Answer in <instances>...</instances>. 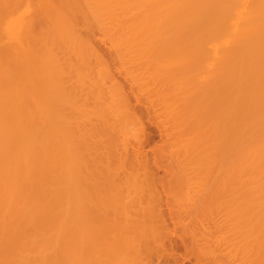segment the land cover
<instances>
[{
    "label": "bare ground",
    "instance_id": "bare-ground-1",
    "mask_svg": "<svg viewBox=\"0 0 264 264\" xmlns=\"http://www.w3.org/2000/svg\"><path fill=\"white\" fill-rule=\"evenodd\" d=\"M32 10H34L33 17L37 12L38 18L35 17V19L41 21L38 23L40 26L36 28L32 26L34 24L32 21L35 19L33 18L31 21V17L29 18ZM77 13L91 25V28L96 26L95 28L98 30L101 29L107 33L111 31L107 27L114 28L111 29L115 30V34L110 32L113 36L110 38L109 35H105V39H108V36L111 39V43L108 41L111 48L107 49L117 55L118 59L116 60L120 61L119 58H121L122 62L127 60L128 63L134 62L135 65L136 60L139 59H137L138 55L142 57L148 54V57H152L151 59L154 60L153 64L157 59L159 60L156 64L163 72L162 75L165 76V78L158 77L161 71L154 68L157 67L156 64L152 65L153 71L157 70L159 73L157 75L156 72L149 70L157 75H153V77L164 80L160 82L161 80L156 79L159 81L156 82L157 86L173 82L174 88L170 86L169 90L171 88L174 90H162L167 93H165L166 95L161 93L164 94L166 100L162 98L163 95L149 94L151 86L156 81H154L155 78L152 80L148 78H145L147 80H138L139 78L136 77L134 79L125 78L128 80L126 82H129L125 83L127 84L126 89L129 88L130 90H127L131 92L122 98L121 93L124 89H119L121 85H118V94L122 90L119 94L122 100L119 96V101H116L117 97H112L115 99L114 101L121 104L123 99H128V102L131 100L132 106L127 107L128 110L126 109L130 118L127 121L126 115H124L125 122L129 124V121L132 122L130 119L133 118L134 123H132L139 124H137L138 129H135L138 136L134 145L130 148L131 142L122 138L123 140L117 142L119 146L117 145L116 151L118 150L120 157L123 156L122 159H126L127 155L131 158L130 155H132L134 158L132 157L131 160L135 161L136 168H138L131 171L134 172V174L132 173L134 181L132 177H129L131 175L125 177L132 179V183L131 179L130 182L124 181L127 182L128 188L131 185L135 189L139 179L141 182L149 184L146 185L148 189L142 188L144 184L138 181L139 185L141 183V187L139 186L135 191L130 188L129 195L133 192L135 194L133 193L134 196L131 195L125 199L129 198L127 202L129 207L133 206L131 205L133 201L134 204L138 202L139 206L142 204H139V201L144 200V203L147 201L145 207L151 206L153 210L152 212L151 209H148L149 212L154 213V221L149 217L154 223L150 221L151 224L148 226L146 220L140 225L139 223L134 225L142 227L146 225V229L149 228L153 236L147 232L143 233L146 236L138 235L143 239L151 238L153 242L157 241L156 248L159 250L155 248L158 252L154 254L157 255L155 264H182L184 263L182 261L191 256L190 254L192 257L195 256V260L189 264H235L237 262L235 260L238 259L235 258L237 250L239 253L240 250L244 251L241 255L244 264H251L252 261L256 264V258L260 264H264V0H0V264H149L152 260L146 257L149 260L147 262L144 261L143 256V258L141 257L140 252L143 250L140 251V249L144 248L146 244L141 248L140 245L137 249L135 246L138 245H133L135 236L132 241H130L132 238L126 236L129 239L124 240L125 244L121 242L123 246L133 242V246L130 243L128 246L134 250L132 252L129 249L131 254L130 252L126 253L123 249L121 251V248L117 247V239L120 241L121 236L125 234L124 229L127 228L122 221L124 227L121 226L122 224L118 225L120 224L118 222H116L118 223L116 226V223L111 222L112 231L109 230L104 235L103 228H106L104 226L106 223L96 220L95 222L87 218L88 210L91 209L90 212H92L94 208L99 211L103 206H101L102 199L105 201L101 192L98 194L100 196L96 195V184L90 183L92 184L90 185L85 181L86 178L83 179L88 176L87 174H95L100 169L98 166H93L95 167L93 171L92 165L94 164L92 162L94 161H91L90 166L88 157L92 156L99 162L105 156L102 158L99 154L100 151L94 150L96 147L89 151L87 149L92 145L89 138L94 133L87 129L88 131L85 132L89 135L86 136L85 128L92 127L84 126V122L79 119H82V116H86L87 113H91L90 110H84L85 106L90 109L95 107H90L91 104L88 106L89 103L85 104L86 100L83 96L85 93L82 92L85 90H83L84 88L82 91L79 90L83 85L77 88L82 95L75 94V90H73V86L74 88L78 87L74 83L76 76L79 75L77 80L80 81V84L83 82L82 77H84V81H87L85 78L87 71L85 74L82 71L78 72L77 69L76 75L73 73L75 77L72 75L71 68L74 66L70 67L71 61L68 56L70 54L68 51L72 50L73 52V48H77L75 46L81 37L79 26L77 27L76 24L79 22L73 21ZM104 31L101 32L102 35L105 34ZM84 37L83 40L86 39ZM6 38L10 45L8 49L2 50L1 43ZM85 41H88V38ZM89 42L88 46H91L92 43L89 44ZM79 43L82 46L84 42ZM84 46L86 45L84 44ZM84 46L83 48L86 49ZM97 47L99 48V46ZM57 49H61L60 53ZM95 49L97 48L95 47L93 50ZM91 52L94 54L93 51ZM99 53L102 52L99 51ZM99 53L97 54L99 55ZM97 54L95 53V55ZM110 55L113 54L110 53ZM126 55H128L127 58ZM94 58L96 59V56ZM99 59V62H96L103 64L104 57ZM142 62L140 63L142 64ZM88 65L90 64H87V68ZM120 65L118 69H121ZM125 65L126 68H123V71L128 68L127 64ZM90 66L91 72H88V75L92 74V78L90 79V76L87 79L96 83L92 84L95 87L99 83L98 86L102 89L106 77L101 73L107 68L100 72L103 68L102 65L99 67L95 64L99 69L95 68L93 64ZM55 74L56 76H54ZM54 77L58 78L57 83L59 82L58 86L61 90L59 93L53 90L56 82ZM107 78H110V82L112 80L113 91L105 84L102 90L107 87L117 96L118 94L115 93L117 89L114 90L116 88L114 86L119 84L120 80L109 76V74ZM109 80L105 83H109ZM128 85L129 87H127ZM143 86L148 87V90L145 87L148 94L146 92L143 95L144 91H134L135 89L142 90ZM154 86L153 91L156 89ZM101 89L97 90V93ZM78 90L75 92L78 93ZM110 91L107 95L102 94L108 98L109 108L114 109L116 102L114 103L113 99H110L111 94L109 93H112ZM103 92L106 93V91ZM88 95L90 96V94ZM87 97L86 99H89ZM88 101L90 102V99L86 102ZM127 101L124 105L127 104ZM177 101L182 102L185 110L178 108V105L175 104ZM65 102L74 108L66 107ZM160 103H163L164 105H162L168 111H162L160 108L163 109V107H159ZM169 103L175 105L171 107ZM102 106L104 105L102 104ZM82 109L83 112L86 111L84 115L79 113ZM93 109H91L92 115L97 113ZM121 110L123 111L124 108ZM105 111L104 116L109 113V111ZM74 112L80 114L78 119L76 114H74L76 119L73 118ZM121 113H125V111ZM114 114L117 117L123 116L113 112L111 117H114ZM90 120L92 121V118ZM90 120L87 122L89 123ZM122 120L121 118L120 122ZM112 122L116 126V122L114 120ZM112 122L108 125H111ZM128 126L115 129V131L122 130L121 134ZM130 129L134 128L130 127ZM155 129L161 132L160 142L155 140V131H153ZM125 132L128 131L125 130ZM133 132L130 135H124L130 136V138H124L131 139L134 137ZM110 134L112 135V133ZM182 139L183 143L180 142L182 145H179V140L182 141ZM86 140L90 143H86ZM151 142L153 145L147 148L146 145ZM84 144H87L88 147L85 148ZM149 149H151L150 152ZM87 155L88 157H86ZM131 160L130 164H133ZM98 162L94 163L104 166V161ZM123 163L122 167L125 166ZM106 166L108 167V165ZM120 166L121 164L117 168ZM112 167L114 168V166ZM162 167L166 168L169 174L158 175V170ZM112 169L107 170L111 172ZM129 174L131 173L129 172ZM116 175L115 177L118 179L119 175ZM96 176L101 177L100 175ZM115 177L112 175L111 178ZM122 178L124 180V175ZM194 180L200 186L195 188L197 197L190 187ZM112 181L115 182L114 179ZM95 182L98 185V181L95 180ZM119 183L118 181V185L116 184L115 187H119L120 191L123 185L121 187L122 183ZM84 186L90 191L86 190ZM91 186L93 190H91ZM175 188L179 190L180 202L189 203L183 205L181 207L183 209L180 208L181 211L175 209L176 212H179H177L178 215L174 214L175 211L174 213L170 212L172 209L171 205L168 209V203L166 204L168 212L166 213L164 209L166 208L164 203L170 201L167 196L172 195L171 191L173 192ZM113 191L111 189L109 193L112 194L111 197L114 196ZM119 191L115 190V200L123 193L120 191L121 193L117 194ZM208 191H211V194ZM90 192H93L92 194H95L96 198ZM126 194L128 193L126 192ZM97 196L101 199H98ZM178 197L174 200L178 201ZM124 202L122 203L124 204ZM104 203L106 204V202ZM143 205H141L142 208ZM125 206L124 204L122 208ZM173 207L176 206L172 205ZM133 208L134 210L138 209L135 206ZM117 209L120 210L119 207ZM169 212L170 217L177 216H175L177 221L174 218L175 224H171V226L167 217ZM207 212L210 213V218L217 217L219 212L225 213L224 218L221 215L217 217L218 219L223 218V223L221 224V221L217 222V220L215 222V219H212L213 224L210 223L212 220L210 221L209 216H206ZM98 213L102 214V212ZM133 213L137 212H131V214ZM190 213L194 220L191 218L187 221L185 215L189 214L190 216ZM130 216L125 217L128 220L133 217ZM138 216L139 213H137V217L135 216L136 220L139 218ZM205 216L212 224L209 225L210 230L213 229V231L221 233V225L224 224L227 227V234L226 228H224L225 234L221 233L223 236H218L217 232H214L216 238L208 239V235L205 233L206 230H209V226H207L209 223H207L208 220H206L207 224L205 223ZM118 221L120 222V219ZM129 221L132 219L128 220L127 224H133ZM118 226H121L123 231ZM142 227L139 229V233L141 230H145ZM152 230L159 232V238L154 239L157 236L153 234ZM106 235L113 239V244L108 241V244L112 245L111 247L103 244V237ZM215 235L213 236L215 237ZM142 238L140 241L143 240ZM209 241H213L214 247L208 245ZM153 242L151 243L155 247ZM142 243L143 241L140 244ZM147 243L151 244L149 241ZM224 244L230 245V248L226 247L227 252L223 251L225 247L221 249ZM149 245L146 246L150 247ZM181 245L185 249L182 247L183 251H176V248ZM154 247H150V249L153 248V253H155ZM150 251L147 253L150 254ZM177 252H184L183 255L180 253L183 258L178 256ZM145 253L142 254L146 255ZM192 257H190L191 260L194 259ZM162 259L165 261L162 262ZM171 259L173 262H169ZM242 260L240 261L242 262ZM152 263L154 264V262Z\"/></svg>",
    "mask_w": 264,
    "mask_h": 264
},
{
    "label": "rangeland",
    "instance_id": "rangeland-1",
    "mask_svg": "<svg viewBox=\"0 0 264 264\" xmlns=\"http://www.w3.org/2000/svg\"><path fill=\"white\" fill-rule=\"evenodd\" d=\"M34 6L37 7L36 5H34ZM21 7H23V6H21ZM21 7H20V9H22ZM35 7H34V8H35ZM34 10H35V9H34ZM34 10L31 11L32 14L30 13V16H29V18L31 17V18H30L31 21H32L33 18L35 19V17L38 18V17H37V12H35V14H34L35 17H33ZM35 11H36V10H35ZM75 16H76V17L73 18V19H74L73 21L76 20V22H79V24L75 22V23L77 24V27L79 26V27H78V30H79V33H80V36H81L80 39H79V40H80L79 42H81V43L84 42V43L82 44V46H80L81 44L78 42V43H77V46H75V47H77L76 49H78V50H76L75 48H73V49H74L73 52H72V50H71L70 52L68 51V53H70V54L68 55V56H69V59H70V61H71V65H70V67H71V66H72V67L74 66L73 68H71V70H72L71 73H72V75H73V73L76 75V71H77V69H78V72H81V71H82V72L85 73V74H86V71H87V76L84 75L87 81H84L85 79H84V77H82L83 82H81V84H80V83H79L80 81L77 80V77L79 76V75H78V72H77V75H78V76H76V79H75L76 81H74V78H73V77H72V79H73L74 83L76 84V86L78 85V87H75V88H74V86H73V90L77 91V90H78L77 88H79L80 85H83V86H81L82 88H81V87L79 88V90L82 91V89L84 88L83 90H85V91H82V92H83V94H84V93L86 94V95H85V94L83 95V96H85V100L87 101V100L90 99V102H89V101H88V102L85 101V104H88V103H89L88 106L91 104L90 107L94 106V107H95L94 109H96V108L98 109V108H99L98 110H94L93 108H91V109H93V111L97 112L96 114L94 113V114L92 115L93 112L91 111V109H90L89 107L85 106L84 110H86V111H87V110H88V111L90 110L91 113H87V115H86L87 117H86V116L84 115V113H85L86 111L83 112V109H82L79 113H82V114L84 115V116H82V114H81V116H82L83 118L80 116V118H82L83 120H82V119H79V120L85 123V124L83 123L84 126L87 125V126L92 127V128H88V127L85 128L86 130H84V132L89 130V131H93V133H94V134L92 133L93 135L91 134V135L93 136V137L91 136L92 139H91V137L89 138V140L92 141V143H91L92 145L90 144L91 146L88 147L87 144H86L87 146L84 144L85 148L88 147L87 149H88V151H89V150H91V149L93 150V148L96 147L94 150L97 149L98 152L100 151L99 154H100V156H101L102 158L105 156L103 159H101V157H100V159H101L102 161H104V166H103V165H100L99 162H102L101 160L98 162V160H95L96 158L94 159L92 156H89V157H88V155H87L86 157L89 158V159H88V158H87V159H88V161L90 162V166H91V161H94V162H96V163L98 162L99 164H97V165H96V163L92 162V164H94V165H92V167H93V166H98V167H100V169L103 168L102 170L106 172V173H105V172H103L102 170L100 171V169H99V172H100L101 174H100L99 172L96 171L97 173H95V174L92 173L93 176H92L91 174H90L91 176H90L89 174H87L88 176H87V175H86V176H87L88 178H87V177H84L83 179L86 178L85 181H86L87 183H89V184H90V183H92V184L95 183V184H96V185H95V188H96V191H97V192H96V193H97L96 195H98V194L101 192V195L104 197V200H105V201H103V199H102L101 202H103V203L106 202V204L109 205V207L111 206V208H109V207H107V205H106L105 203H104V204L101 203V206L103 205L104 207H103V206L100 207V210L98 209L99 211H96L97 209L95 210L94 208H93V211H92V212H90L91 209L88 210L87 218H90V219L93 220V221L96 220L97 222H100V223H101V222H102V223L104 222V224L106 223V224L104 225L106 228H103V230H104L103 234H104V235H105V233L108 232L109 230L112 231L111 228H112L113 226L110 225L111 222H112V223H116V222L120 223V224L116 223L115 226H116L117 224H118V225H121L122 222H123L124 224H126V226H125L124 224H122L121 226H122V227L125 226V227H127L126 229H129V230L124 229L126 235L123 233L124 235L121 236L120 241L117 239V247H118V248H121V251H122V249H123V251H125L126 253L130 252V254H131V251H130L129 249H131L132 252H133L134 250H133L131 247L128 248V246H130V245L133 246V245L137 244L138 246H135V247H136V248H137V247L139 248V246L141 245V246H140V248H141V247L144 246L145 244H146V245H149V243H147L148 241H149L150 243L153 242V239H151V238L148 239V238L144 237V238H146V239H143L142 237H140V236H142V234H143L144 232H147V233L150 235V234H151V230H150L149 228L146 229L147 227H145V226H146V225H145V226H143V227L145 228V230H141L142 233H141V232L139 233V229L142 227V226H139V225H140V223H143V222H145L146 220H147L146 223L148 224V226H149V224H151L150 221H151L152 223H154V222H153V221H154V219H153V218H154V216H153L154 213L152 214L153 210L151 209V206H146V207H145L147 201L144 203V200H143V201H139V204H140V203H142L141 205L144 204V205H143V208H142L141 205H140V206L138 205V202H137L136 204H134V203H135L134 201H133V203H131V205L137 207V208H138L137 210H134L133 206H132V207H131V206H130V207L127 206V204L129 205V203H127L129 198H128V199H125V198H126V197H131V195L134 196V194H135V193L133 192L134 194L131 193V195H129V194H130L129 191L131 192V190H129V189H130V188L133 189V186H131V185L128 184V185L130 186V188H128V186H127V182H130V181H131V183H132V179H133V177H132V173L134 174V172H131V171L137 170L138 168H136V163H135V161H134L133 159L131 160V158L133 157L132 155H130L131 158L129 157V155H127V156H126V159H125V158L122 159L123 156L120 157L119 154H118V150L116 151V149H117L118 146H119V144H118L117 142H119V140H123V139H124V140H127V142H131V143H130L131 146H130L129 143H128V145H129L130 148L134 145V143H135V141H136L135 139H136V137L138 136V133H136L137 131H135L136 128L138 129V126H137L138 123L135 122L136 125L133 124V123H134L133 118L130 119V120H132L133 123L129 121V124H127V122H125L126 119H127V121H128L129 118H130V117H129L130 115L127 113V110H128V108H130V106H132V105H131L132 102H130L131 100L129 101V102H130V103H129V102L127 101L128 99H127V100L123 99V101H122L123 103H122V104H121L120 102H116V101H119V100H120V99L118 98V96L120 97L119 94L122 92L123 89L126 90V91L123 90V92H122L123 94L121 93V97L124 96V95H126L127 93L131 92V91H129V90H130L129 88H127V89H129V90L126 89V85H127V84H125V83H129V82H126V81H128V80H125V78L134 79V78L136 77V78H139L138 80H143V79H145V78H148V79H151V80H152V78H155V79H154V81H155L156 79H158V77H164V78H165V76L162 75L163 72H162L161 70H159V67H158V65H157L159 60L157 59V60H158V61H157V60L155 59V60H156L155 62H156L157 64H156V63L153 64L152 62H154V60L151 59L152 57L149 58V57H148V54H147V55L144 54V55H146V56H142V57H140V55H138V56H137V59H138V58H139V59L136 60L137 62H135V65H134V62H131V64H130V62L128 63L127 60H126L125 62H122L121 58H119L120 61L116 60V59H118V58H116L117 55H115L114 52H112V50L110 51V50L107 49V48H109V49L111 48L109 42L111 43V39H110V38L115 34V32H114L115 30H113L114 28H113L112 26L107 27V28H109L111 31H108L109 33H107L106 31L103 30L105 34L102 35L101 32H103V31H101L100 28H99L100 30H98L97 28H95L96 26H92V27H94V28H91V25H89L85 20H83V18L81 17V15H80L79 13H77ZM77 16H79V17H77ZM75 18H78V19H75ZM30 19H29V20H30ZM29 20H28V21H29ZM38 20H39V19H35V20L32 21V24L34 23L32 26H35V28L38 27V26H40V25H38V23H40L41 21L39 20V22H38ZM83 21H84V23H82ZM81 23H82V24H81ZM86 25L88 26V28H87ZM83 26H84V27H83ZM86 28H87V30H86ZM111 28H113V29H111ZM80 29H81V30H80ZM95 30H96V31H95ZM82 31H83V32H82ZM92 31H93V33H92ZM98 31H99V32H98ZM100 31H101V32H100ZM81 32H82V34H81ZM84 32H85V33H84ZM95 32H96V33H95ZM110 32L113 33V35H112ZM86 33H87V34H86ZM91 33H92V34H91ZM94 33H95V34H94ZM88 34H89V35H88ZM100 34H101L102 36H101ZM110 34H111V35H110ZM94 35H96V36H94ZM105 35H106V36L109 35L110 38H109V36H108V39H105V38H106ZM84 36H86V37H84ZM90 36H91V39H90ZM103 36H104V38H103ZM83 37L86 38L85 40H87V38H88V41L83 40ZM98 37H99V38H98ZM81 38H82V39H81ZM94 38H95V39H94ZM7 39H8V38H6L5 40H3V41H2L3 43H1V46H2L1 48H2V50H3V49H8V46L10 45V42H9V40H7ZM89 39H90V40H89ZM103 39H104V40H103ZM81 40H83V41H81ZM92 40H93V42H92ZM7 41H8V42H7ZM89 41H91V42H89ZM105 41H106V42H105ZM108 41H109V42H108ZM88 42H89V44L92 43L91 46H92V45L94 46V47L92 46V49H90L91 46H88ZM103 42H104V43H103ZM6 44H7V46H6ZM79 44H80V45H79ZM84 44H85L86 46H84ZM107 44L109 45V47H108ZM83 46L86 47V49L83 48ZM87 46H88V47H87ZM97 46H99V48H98ZM3 47H5V48H3ZM95 47H96L100 52H102V53H99V51H98L97 49L93 50ZM100 47L102 48V50H101ZM82 48H83V49H82ZM87 48H88V49H87ZM81 49H82V50H81ZM60 50H61V49H57V51H59V53H60ZM89 50H90V52H89ZM91 51H93L94 54H93ZM95 51H96V52H95ZM109 51H110V52H109ZM75 52H76L77 56H76ZM79 52H80V54H79ZM82 52H83V53H82ZM66 53H67V52H66ZM91 53H92V54H91ZM95 53H96V54L99 53V55L101 54V55H100L101 58H102V56L104 57V59H102V60H104V61H102V62L105 63V64L103 63L104 65H103V64H100L101 62H100V63H97V62H99L98 59H99L100 57H99L98 54H97L98 56L95 55ZM110 53L113 54V55H112L113 57L110 55ZM81 54H82V55H81ZM106 54H107V55H106ZM92 55H93V56H92ZM109 55H110V56H109ZM75 56H76V57H75ZM95 56H96V59L94 58ZM81 57H83V58H81ZM89 57H90V58H89ZM111 57H112V58H111ZM127 57H128V55H126V58H127ZM143 57H145L146 59L143 58ZM147 57H148V58H147ZM76 58H77V60H76ZM86 59H87V60H86ZM88 59H89V60H88ZM92 59H93V61L95 60V62H96V61H97V62H96V63L93 62ZM106 59H107V60H106ZM113 59H114V61H113ZM147 59H151V60L148 61ZM99 60H100V59H99ZM144 60H145L146 62H150L151 64H150V63L147 64ZM152 60H153V61H152ZM72 61H73V62H72ZM85 61H87V62H85ZM107 61H108V62H107ZM142 61L145 62V63H143ZM91 62H92V63H91ZM106 62H107L108 64H107ZM116 62H118L117 65H116ZM121 62H122L123 65L127 64V67H128V68H127V69H124V71H123V68H126V65L123 66V65L121 64ZM140 62H142V64H141ZM86 63H87V64H90V65L93 64L94 66H95V64H96V65H98L99 67H101V65H102L103 68H101L100 72L102 71V69L107 68L106 71L103 70L102 73H101L103 76L106 77V81H105V82H107V80L110 79V78H107V75H108V74H109V76L111 75V76H113V77H116L115 79L120 80V81H119L120 83H119V84H115L114 81H113V83L115 84L114 88L116 87L114 90H116V89L121 85V86L119 87V89H122V90L120 91V93L118 94L119 90L117 89L118 91L116 90L115 93H117L118 95L116 96V94H115V95L113 94V92H112V91H113V88L111 87L112 80H111V82H110V80H109V81H108L109 83H105V82H103V83H104L108 88H110V90H112V91H110L107 87H106L105 90H102V89H104V87H105L104 84H102V87H103L102 89L99 88V86H98L99 83H97L98 85L95 87L94 85H95L96 83L94 84L93 82H91V81L88 80L89 77H90L92 74H91V75H88V72H89V73L91 72V71H90V67H91V66L88 65L89 67L87 68V64H86ZM124 63H125V64H124ZM138 63H140L141 65H140V64L138 65ZM81 64H82V66H80ZM120 64H121V65H120ZM128 64H130L131 66L133 65L131 69H129L131 66L128 65ZM155 64L157 65V67H154V68H156V69L158 68L157 70H158L159 72L161 71L160 74L158 73L157 70H156V71H153V68H152L153 66H152V65H155ZM105 65H107V66L105 67ZM114 65H115V66H114ZM119 65H120V68H121L122 70H121V69H118V68H119V67H118ZM144 65H145V67H143ZM146 65H147V66H146ZM94 66H93V67H94ZM121 66H122V67H121ZM129 66H130V67H129ZM137 66H138V67H137ZM149 66H150V67H149ZM96 67H97V66H95V68H96ZM99 67H97V69H99ZM139 67H140V68H139ZM146 67L148 68V70H147ZM95 68H94V69H95ZM145 68H146V69H145ZM86 69H87V70H86ZM109 69H110V70H109ZM112 69H113V72H112ZM142 69H143V70H142ZM151 69H152V70H151ZM88 70H89V71H88ZM117 70H118V71L121 70V71L118 72ZM140 70L142 71V73H141ZM149 70H150V71H153V72H156L157 75L159 74L158 77H157V78H156V77H153V75H154V76H157V75H155V73L150 72ZM110 71H111V73H110ZM130 71H131V72H130ZM146 71H149V72H146ZM104 72H105V73H104ZM107 72H108V73H107ZM124 72H125V73L128 72V73L125 74ZM103 73H104V74H103ZM120 73H121V74H120ZM144 73H146V74L148 73V74L146 75V74H144ZM151 73H152V74H151ZM112 74H113V75H112ZM122 74H123V76H126V77H123ZM149 74H150V77H151V78L148 77ZM75 75H73V76L75 77ZM81 75H82V74H81ZM120 75H121V76H120ZM128 75H129V76H130V75H133V76L135 75V76H134V77H133V76H130V77H129ZM138 75H139V77H138ZM144 75H145V76H144ZM54 76H56V74H55ZM82 76H83V75H82ZM117 76H118L119 78H118ZM142 76H143V77H142ZM131 77H132V78H131ZM54 78L56 79V77H54ZM87 78H88V79H87ZM91 78H92V76L90 77V79H91ZM55 79H54V81H56V82L54 83V86H55V87L53 86V87H54L53 90H55L56 93H59L61 90H60V88H59L60 86H58V85H59V82L57 83L58 78H57L56 80H55ZM123 79H124V80H123ZM118 80H117V81H118ZM145 80H147V79H145ZM158 80H159V79H158ZM158 80H156L155 82L153 81L154 84L151 86L152 88H153L154 85L157 86L156 82H159L160 80H161L160 82L164 81L163 79H160L159 81H158ZM73 81H72V82H73ZM86 82H87V83H86ZM166 82H167V81H165V83H166ZM74 83H72V84H74ZM78 83H79V84H78ZM83 83H84V84H83ZM89 83H91V84H89ZM121 83H122V84L124 83V85H122ZM167 83H168V82H167ZM170 83H171V82H169L167 85H166V84H162V86L160 85L162 88H161L160 86H157V87L154 86L156 89H159V88H161V89L158 90V91H155V90H156V89H155V90L153 91L152 88H151V89L149 90V92H150L149 94L152 93V94H155V95H157V94H158V95H161V96L163 95L162 98L166 100V98L164 97V94H165L166 92H163V91H171V90H174V89H172V88H174V86L172 85L173 82H172L171 84H170ZM92 84H94V85H92ZM158 84H159V83H158ZM160 84H161V83H160ZM169 84H170V85H169ZM118 85H119V86H118ZM165 85H166V86H165ZM170 86H173V87L171 88V90H169ZM122 87H123V88H122ZM127 87H129V85H128ZM145 87H147V86H143V87H142V90H141V89H135L134 91H136V90H137V92H138V91H139V92H140V91H144V92H143V95H145L144 93H146L147 90H148V87H147V90H146ZM99 89H101V90L99 91V93H97V90H99ZM143 89H145L146 91L143 90ZM153 89H154V88H153ZM79 90H78V93H76L75 91H74V93L78 95V94L80 93ZM162 90H163V91H162ZM55 91H54V92H55ZM89 91H90V92H89ZM101 91H102V92H101ZM103 91H106V93L103 92ZM109 91L112 92V93H109V94H111V96L109 95L111 100L113 99V101H114V100H115L114 98L117 97L116 99H118V100L114 101V103H115V102L118 103V104L120 103L119 105H117V104L115 103L116 106H119V107H120V110H118L119 107H117V108H118V109H117L116 106H115L114 109L111 108V107L109 108L110 104H109V102H108V98L106 97V95L108 94ZM151 91H152V92H151ZM125 92H126V93H125ZM158 92H159L160 94H159ZM162 92H163L164 94H161ZM102 93H104V94H106V95L104 96V94H102ZM80 94H81V93H80ZM88 94H90V96H89ZM92 94H93V95H92ZM98 94H101V95L98 96ZM146 94H148V92H147ZM166 94H167V93H166ZM166 94H165V95H166ZM81 95H82V94H81ZM86 96H88L87 98H89V99H86ZM100 96H104V97H102V98L105 99L106 101L103 100ZM112 97H114V98H112ZM121 97H120V98H121ZM91 98H92V99H91ZM94 98H95V99H94ZM122 98H124V97H122ZM122 98H121V100H122ZM125 98H126V97H125ZM100 99H102V100H100ZM110 99H109V100H110ZM66 101L69 102L67 99H66ZM91 101H92V102H91ZM98 101H102V102H98ZM104 101H105V102H104ZM125 101H127L128 106H126L127 104L124 105ZM161 101L163 102V100H161ZM170 101H171V100H170ZM67 102H65V104H64V105L67 104L66 107L69 105ZM106 102H107L108 105L106 104ZM177 102H178V103H177ZM177 102H176L175 104L178 105V108H179L180 110H182V109L185 110L184 107H183L182 102H181V101H180V102L177 101ZM94 103H95V104H94ZM101 103H102L104 106H102ZM163 103H164V102H163ZM163 103H160L161 105H159V107H160V106L163 107L164 110H163L162 108H160V109H161L162 111H164V112H165V111H168L167 108L165 109V106H163V105H164ZM162 104H163V105H162ZM169 104H170V103H169ZM175 104L172 103V104H170V105H171V107H173V105H175ZM64 105H63V106H64ZM100 105H101V107H100ZM120 105H121V106H120ZM123 105H124V107H123ZM177 105H176V106H177ZM176 106H175V107H176ZM68 107H71V105L68 106ZM103 107H104V108H103ZM125 107H126V108H125ZM127 107H128V108H127ZM182 107H183V108H182ZM71 108H74V107L72 106ZM71 108H70V109H71ZM86 108H88V109H86ZM105 108H106V109H105ZM122 108H124L123 111L121 110ZM65 109H66V108H65ZM65 109H64V110H65ZM68 109H69V108H68ZM108 109H110V110H108ZM126 109H127V110H126ZM74 110H75V109H74ZM74 110H73V111H74ZM76 110H78V109H76ZM76 110H75V111H76ZM99 110H100V111H99ZM105 110H107V112L109 111V113H106V115L104 116V114H105V112H106ZM116 110H118V111H116ZM161 110H159V111H161ZM69 111H72V110H69ZM78 111H79V110H78ZM110 111H112V112L110 113ZM124 111H125V113H121V112H124ZM67 112H68V111H67ZM113 112H114V113L117 112V114H120L121 116H122V115H123V116H122V117H117V115L114 114V117H113V116L111 117V115H112ZM164 112H163V113H164ZM65 113H66V111H65ZM68 113H69V112H68ZM70 113L72 114V112H70ZM74 114H76V113L74 112V113H73V116H74ZM89 114H90V116H89ZM76 115H77L76 118L78 119L80 114L78 115V113H77ZM91 115H92V116H91ZM109 115H110V116H109ZM120 115H118V116H120ZM124 115L127 116V117L125 116L126 119L124 118ZM70 116L72 117V115H70ZM100 116H101V118H99ZM84 117H85V118H84ZM89 117H90V119L92 118V121L89 119ZM106 117L109 118V119H107ZM115 117H116V118H115ZM73 118H75V116H74ZM76 118H75V119H76ZM117 118H118V119H117ZM121 118H122L123 120H124V119H125V120H124V121L122 120V121L120 122ZM84 119H89L90 122L88 123L87 121H89V120L86 121V120H84ZM98 119H99V120H98ZM110 119H111V120H110ZM115 119H116V120H115ZM105 120H106V122H105ZM112 120H114V121L116 122V126H117V127L114 125V122H112ZM117 120H118L119 123L117 122ZM85 121H86V122H85ZM100 121H101V122H100ZM158 121L160 122V120H158ZM93 122H94V123H93ZM111 122H112V124H111L112 126H111V125H108V124H110ZM106 123H107V124H106ZM117 123H118V124H117ZM123 123H124V124L126 123L127 126L129 125L131 128H134V129H130V127L128 126L127 128H125V130H127L128 132H129V131H131V132L134 131V132H133V136H134L135 138L132 137L131 139H129L130 136H124V135H130V133H131V132H130L129 134H127L128 132H125L124 129H123L124 132H121V134H120V131H122V130H117V131H119V132L115 131V129H119V128L122 129V127H126V125H124ZM146 123H147V121H146ZM88 124H89V125H88ZM94 124H95V125H94ZM121 124H123V125H121ZM147 124H148V123H147ZM138 125H139V124H138ZM98 126H100V127H98ZM103 126H105V127H103ZM108 126H109V127H108ZM114 126H115V127H114ZM119 126H120V127H119ZM133 126H134V127H133ZM136 126H137V127H136ZM128 128H129V129H128ZM87 129H88V130H87ZM103 129H104V130H103ZM110 129H111L112 131H111ZM137 129H136V130H137ZM153 129H154V128H153ZM153 131H155V140H156V141H159V140L162 138V137L160 136V135H161V132L156 131V129L153 130ZM105 132H106V133H105ZM113 132H114V133H113ZM110 133H112V135H111ZM123 133H126V134H123ZM134 133L137 134V135L135 136ZM104 134H105V135H104ZM117 134H118V135H117ZM122 134H123V135H122ZM85 135L88 136L89 133L87 134V133L85 132ZM109 135H110V136H109ZM120 135H121V136H120ZM139 135L142 136V134H139ZM96 136H97V137H96ZM119 136H120V137H119ZM131 136H132V134H131ZM124 137H129V138H124ZM120 138H121V139H120ZM122 138H123V139H122ZM93 139H96V140H93ZM99 139H100V140H99ZM128 139H129V140H128ZM132 139H133V142H132ZM117 140H118V141H117ZM180 140H181V137H180ZM180 140H179V145H182L181 143H183V139H182V141H180ZM107 141H108V142H107ZM160 141H161V140H160ZM160 141H159V142H160ZM88 142H89V141H88ZM88 142H87V140H86V143H88ZM97 142H98V143H97ZM180 142H181V143H180ZM89 143H90V142H89ZM89 143H88V144H89ZM100 143H101V144H100ZM108 143H109L110 145H109ZM97 144H98V145H97ZM106 144H107V145H106ZM117 145H118V146H117ZM152 145H153V143L151 142L150 144L146 145V147L149 148V147L152 146ZM148 146H149V147H148ZM107 147H108V148H107ZM112 147H113V148H112ZM114 148H115V149H114ZM87 149H86V150H87ZM98 149H99V150H98ZM106 149H107V150H106ZM103 150H104V151H103ZM108 151H109V152H108ZM113 151H114V152H113ZM148 151L150 152L151 149H149ZM103 153H104V154H103ZM101 154H102V155H101ZM117 155H118V158L116 159ZM90 157H91V159L93 158L94 160H93V159L91 160ZM181 157H182V156H181ZM119 158H120V160L122 159V160H121V163H120ZM133 158H134V157H133ZM87 159H85V160H87ZM97 159H98V158H97ZM106 159H107V160H106ZM124 159H125V160H124ZM123 160H124V161H123ZM130 160L132 161L131 163H133V164H130ZM125 161H126V162H125ZM89 162L87 163L88 165H89ZM118 162H119V163H118ZM123 162H124V163H123ZM122 163L125 164V166L122 167ZM101 164H103V163H101ZM105 164L108 165V167H107ZM116 164H117V165H116ZM119 164H121V166H120V168L122 167L121 169H120V168H117V166H119ZM134 164H135V165H134ZM88 165H87V166H88ZM99 165H100V166H99ZM101 166H103V167H101ZM112 166H114V168H113ZM115 166H116V167H115ZM127 166H128V167H127ZM92 167H91V168H92ZM109 167H110V168H109ZM124 167H125V168H124ZM94 168H95V167L92 168L93 171L95 170ZM112 168H113V169H112ZM132 168H133V169H132ZM135 168H136V169H135ZM163 168H164V167H162V168H160V169L158 170V175H159V174H160V175L163 174V175L165 176L166 174H169V171H168L166 168H164V169H163ZM107 169H112L113 171L110 172V170H107ZM115 169L118 170V171H116ZM90 170H91V169H90ZM114 170L116 171V173L119 172L118 175H119L120 173H123V172H125V173H124V174H120V175L118 176V175H116V173H114V172H115ZM164 170H165V171H168V172H165ZM189 171H192V170H189ZM107 172H109V173H107ZM129 172H130L131 174H129ZM110 173H111V174H110ZM191 173H194V172L192 171ZM102 174H103V175H102ZM96 175H100L101 177L96 176ZM108 175H109V176H108ZM110 175H111V176H110ZM112 175H113L114 177H115V175L118 176V179H117L116 177H115L116 179H115V178H111ZM123 175H124V180H123V178H122ZM128 175H131V176H129V177H132V179H131V178H127V179H126L125 177H127ZM102 176H103V177H102ZM89 177H90V178H89ZM91 177H92V178H91ZM104 178H106V179H104ZM119 178H120L121 180H120ZM107 179H108V180H107ZM112 179H114L115 182H113ZM130 179H131V180H130ZM93 180H94V181H93ZM95 180L98 181V185H99V186L97 185V182H95ZM99 180H100V181H99ZM104 180H105V181H104ZM116 180H118V181L120 182L119 184L122 183V184H121V187H122V185H123V187H122L123 189H122V188L120 189V191L123 192V193H122L121 195H119L120 197L118 196L119 199L117 198V199H116L117 201L115 200V197H114V196H115V190H116V191H119V190H118L119 187H115L116 184L118 185V181H116ZM125 180H126L127 182H124ZM129 180H130V181H129ZM137 180H138V179H137ZM101 181H102V182H101ZM121 181H123V182H121ZM133 181H134V179H133ZM135 181H136V180H135ZM138 181H140V179H139ZM138 181H137L138 186L135 187V189L138 188L139 186L141 187V183L144 184V186H142V188H143V187H144V188H145V187L147 188V186L149 185V184H147V183L145 184L144 181H143V182L140 181L141 183H140V185H139ZM145 181H146V180H145ZM107 182H108V183H107ZM87 183H86V184H87ZM113 183H114V186H112ZM192 183H193V184H192ZM86 184H85V185H86ZM92 184H90V185H92ZM125 184H126V186H125ZM194 184H195V185H194ZM196 184L198 185L197 181L195 182V180H194V182H191V184H190L191 191H193L194 194L196 193V192H195V188H199V187H200L199 185L197 186ZM200 184H201V183H200ZM87 185H88V184H87ZM93 185H94V184H93ZM146 185H147V186H146ZM88 186H89V185H88ZM96 186H97V187H96ZM101 186H102V187H101ZM192 186H193V188H192ZM84 187L86 188V186H84ZM103 187H104V189H103ZM125 187H127L128 189L125 188ZM91 188H92L91 190H93V187H92V186H91ZM95 188H94V190H95ZM108 188H109V189H108ZM116 188H117V189H116ZM124 188L127 189V190H125ZM89 189H90V187H89ZM111 189H112V191L114 190V191H113V192H114V196H112V197H111L112 194H111V195L109 194L110 191H111ZM135 189H133V191H135ZM147 189H148V188H147ZM147 189H146V190H147ZM86 190H88V189L86 188ZM101 190H102V191H101ZM107 190H108V191H107ZM88 191H90V190H88ZM120 191L117 192V194H118V193H121ZM104 192H105L106 194H105ZM126 192H127L128 194H126ZM208 192H209V194H211V193H210L211 191H208ZM90 193H91V192H90ZM92 193H93V192H92ZM92 193H91V194H92ZM111 193H112V192H111ZM171 193H172V195L169 194V195L167 196L168 199H169L170 201H167L166 203H164V204H165L164 207H166V206H167L166 204L168 203V206H167V207H168V209H170V208L172 209L171 211L169 210L171 213H174L175 209L178 210V209H180L183 205L185 206V205H188V204H189V203H188V204H185V203L183 204V202H180V198L178 197V195H179V190H178L177 188H175V189L173 190V192L171 191ZM123 194H124V196H123ZM194 194H193V196H194ZM92 195L94 196L95 194H92ZM96 195L94 196L95 198H96ZM126 195H127V196H126ZM195 195H196L195 197H197V193H196ZM98 196H100V195H98ZM98 196H97V198L99 199L100 197H98ZM102 196H101V197H102ZM121 196H123V197H121ZM169 196H171V197H169ZM173 196H175V197H173ZM103 197H102V198H103ZM110 197H111V199H110ZM113 197H114V198H113ZM116 197H117V195H116ZM177 197L179 198L178 201H177V200H174V199L177 198ZM186 197H187V196H186ZM186 197H185V198H186ZM108 198H109V199H108ZM112 198H113V199H112ZM121 198H122V200H120ZM172 198H173V199H172ZM100 199H101V198H100ZM189 199H190V197H189ZM114 200H115V201H114ZM119 200L122 201V202H124L125 200H127L126 202H124V204L126 205L125 208H124V207L122 208V206H124V204L121 202L122 205H120L121 203L119 202ZM108 201H109V202H108ZM113 201H114V202H113ZM176 201H177L178 203H177ZM110 202H111V204H110ZM118 202H119V204H117ZM131 202H132V201H131ZM173 202L175 203V205H174ZM114 203H115V204H114ZM172 203H173V204H172ZM181 204H182V205H181ZM148 205H151V204L148 203ZM169 205H171L170 208H169ZM172 205H173V206H176V207H173V208H172ZM179 205H180V206H179ZM190 205H191V204H190ZM192 205H193V204H192ZM118 207H119L120 210L117 209ZM126 207H127V208H126ZM128 207H129V208H128ZM147 207H150V208H147ZM167 207L164 208L166 213L168 212ZM101 208H102V209H101ZM104 208H106V209H104ZM114 208H116V209H114ZM145 208H147V209H145ZM110 209H111V210H110ZM127 209H128V210H127ZM129 209H130V210H129ZM135 209H136V208H135ZM144 209H145V212H143ZM148 209H149V210L151 209L152 212H151V211L149 212ZM181 209H183V208H181ZM181 209H180V211H181ZM94 210L96 211V213H95ZM112 210H113V211H112ZM126 210H127V211H126ZM166 210H167V211H166ZM128 211H129V213L127 214ZM133 211L139 213V216H138L139 218H137V220H136L137 213H136V214H135V213L131 214V212H133ZM138 211H139V212H138ZM141 211H142V213H140ZM172 211H173V212H172ZM98 212H102V214H101V213H98ZM119 212H120V213H119ZM170 212L168 213V215H167V214H166V215H167V217H168V221H170L169 223H170V226H171V224L174 225V224H175L174 222L177 221L176 218H175V216L178 215L179 212L177 211V212H178V213H177V212L175 211L174 214L177 213L176 215L171 214L172 216L174 215L173 218L169 216V215H170ZM221 212H222V210H221ZM97 213H98V214H97ZM144 213H146V214H144ZM147 214H148V215H147ZM206 214H207L206 216H209V215H210L209 212H207ZM89 215H90V216H89ZM115 215H116V216H115ZM119 215H121V216H119ZM127 215H131L130 217H132V216L135 217V216H136L134 219H133V217L128 219V220L132 219V221H129V222H130V223H133V224H131V225H130V224H127V221H128V220H127V217H125V216H127ZM142 215H143V216H142ZM144 215H145V216H144ZM151 215H152V216H151ZM220 215L224 218L226 214H225V213L222 214V213L219 212L218 215H216V216L219 217ZM185 216H186L185 219H186L187 221L190 220V219L193 217V216H191V213H190V216H191V217L189 216V214H188V215H185ZM206 216H205V217H206ZM106 217H107V218H106ZM142 217H143V220H142ZM145 217H147V218L145 219ZM149 217H151V218L153 219V221H152V219L150 220ZM176 217H177V216H176ZM217 217H215V218L211 217V218H210V216H209L208 218H210V221H211L212 219H213V220L215 219V220H214L215 222H216V220H217V222H220V221H221L220 223L222 224V223H223L222 221H224L223 218H219V219H218ZM97 218H98V219H97ZM124 218H125V221H126V222L124 221ZM170 218H172V220H169ZM174 218H175V221H174ZM113 219H114L115 221H114ZM119 219H120V222L118 221ZM139 219H141V220H139ZM148 219H149V220H148ZM221 219H222V220H221ZM107 220H108V221H107ZM191 220H194V218H192ZM206 220H208L207 217H206V219H205V223H206ZM213 220H212V222H210V221L208 220L207 223L210 222V223L213 224ZM96 221H95V222H96ZM121 221H122V222H121ZM141 221H142V222H141ZM171 221H172V222H171ZM129 222H128V223H129ZM215 222H214V223H215ZM136 223H139V225H134V224H136ZM146 223H145V224H146ZM207 223H206V224H207ZM210 223L207 224V226H209V225L211 226L212 224H210ZM132 225H133V227H135V228H133ZM110 226H111V227H110ZM121 226H118V227L121 228V230H122L123 228H122ZM130 226H131L132 228H129ZM137 226H138L139 228H138ZM210 226L208 227L209 230H206V233H205L206 235H208V239H210V240L215 239V238H216V235H218V236H220V235L223 236L222 234H223V233L225 234V232H226V234H227V227H225L224 224L221 225V229H222V232H221V233H222V234H221L219 231H218V232H217V231H213V229L210 230V229H211ZM222 226H224V227L222 228ZM143 227H142V228H143ZM116 228H117V227H116ZM224 228H226V229H225V232H224V230H223ZM136 229H138L137 232H136ZM148 230H149L150 233L148 232ZM155 230H156V229H155ZM155 230H154V232H153V230H152V232H153V234H155V236H157V237L154 236V237H155L154 239H157V238H159V237H158V236H159V232H155ZM122 231H123V230H122ZM116 232H117V230H116ZM132 232H133V235H132ZM207 232H209V234H207ZM214 232H215V233L217 232L216 235H215ZM147 233H146V234H147ZM157 233H158V234H157ZM213 233H214V234H213ZM218 233H220V234H218ZM138 234H139V235L141 234V235L139 236ZM148 234H147V236H148ZM144 235H145V234H143V236H144ZM151 235H152V234H151ZM210 235H211V236H210ZM213 235H215V237H214ZM102 236H103V235H102ZM126 236L132 238L130 241H132V240H133V236H135V238H134V239H135V243L132 245L133 242H132V243L129 242V243H130V245H129V243L126 242L128 245H127V246H126V245L123 246V243H121V242H124L125 239H129V238H127ZM131 236H132V237H131ZM138 236L140 237V239H139ZM145 236H146V235H145ZM152 236H153V235H152ZM136 237H138V238H136ZM149 237H151V236H149ZM107 238H108V239H107ZM141 238L143 239V240H142V241H143L142 244H140V243L142 242V241H140ZM137 239H139V240H137ZM112 240H113V239H111L108 235H106V236L103 237V241L105 242V243L103 242V244H104V245H110V247H111L112 245H111V244H108V241H109V243L111 242V243L113 244V241H112ZM146 240H147V241H146ZM127 241H129V240H127ZM137 241H138V243H136ZM144 241H146V242L144 243ZM139 242H140V243H139ZM211 242H212V243H211ZM153 243H155V244H154L155 247L152 245V243H151L149 246H150V247H151V246L154 247L155 253H153V252H154V251H153V248L150 249V247H148V246H146V245H145V246L148 247V248L146 249L145 246H144V248L142 247V248L140 249V251H141V250H143V251H141L140 253H141V257L143 256V257L146 259V260L144 259V261H147L148 259H149V260L152 259V260L150 261V263L154 262V264H155V263L157 262V255H154V254L158 253V252H156V251H157L156 249L159 250V248H156V246H157V241L154 240ZM124 244H125V242H124ZM208 245H211V247H212V246L214 247V243H213V241H209ZM224 245H225V246H224ZM224 245L221 246V249H223V248L225 247V248L223 249V251H226V252H227L228 249H227L226 247L230 248V245H229V246H228V244H224ZM182 247H183V249H185L184 246L181 245V246H178V247L176 248V251H183ZM138 248H137V249H138ZM155 248H156V249H155ZM145 249H146L147 251H150V250H151V251H150V254L147 253V251H146ZM148 249H149V250H148ZM144 251H145L146 253H145ZM241 251H242V253H241ZM184 252H185V251H184ZM184 252H182V253H181V252H177V253H178L177 255H178V256L180 255V257H182V255L184 254ZM232 252H233V251H232ZM237 252H238V253L236 254L237 257H235V258H238V259L235 260V261L238 262V260H239V262H238V263L235 262V264H236V263H237V264H239V263H240V264H244V262H243V260H242L243 258H242V256H241V255L244 253V251H243V250H240V253H239V250H237ZM142 253H145L146 255H144V254H142ZM180 253H181L182 255H181ZM190 255H191L190 257H192V254H190ZM148 256H149V257H148ZM152 256H153V257H152ZM143 257H142V258H143ZM146 257H147L148 259H147ZM190 257H189V258H190ZM240 257H241V258H240ZM182 258H183V257H182ZM189 258H187V259H189ZM192 258H194V259L191 260V258H190L189 260H187V259H185V260H184V259H181V260H184V261H182V262H184L185 264H189V262H194V260H195V256L193 255ZM239 258H240V259H239ZM256 259H258V258H256ZM256 259H255V261L257 262L256 264H258V263L260 264V262H258L259 260L257 261ZM149 260H148V261H149ZM155 260H156V261H155ZM240 260H242L243 263H242ZM148 261H147V262H148ZM163 261H165V259H162V262H163ZM185 261H186V262H185ZM251 261H252V260H251ZM251 261H246V262L249 263V262H251ZM169 262H173L172 259L169 260ZM252 262H253V263H252ZM252 262H251V264H255L254 261H252ZM150 263H149V264H150ZM184 263H182V264H184ZM152 264H153V263H152ZM179 264H180V263H179ZM190 264H192V263H190ZM249 264H250V263H249Z\"/></svg>",
    "mask_w": 264,
    "mask_h": 264
}]
</instances>
